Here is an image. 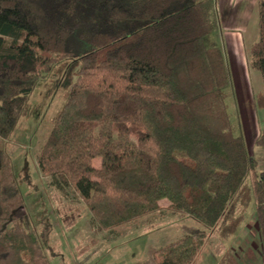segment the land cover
I'll list each match as a JSON object with an SVG mask.
<instances>
[{
  "label": "trees",
  "instance_id": "1",
  "mask_svg": "<svg viewBox=\"0 0 264 264\" xmlns=\"http://www.w3.org/2000/svg\"><path fill=\"white\" fill-rule=\"evenodd\" d=\"M213 0H0V138L29 109L57 59L75 80L38 157L39 171L70 186L104 231L159 209L212 229L251 193L264 260V169L233 133ZM250 68L264 88V0ZM57 56V59L53 57ZM254 104L264 112V90ZM255 144L264 149V125ZM98 160V166L94 163ZM23 196L0 149V264H49V227L24 229ZM157 248L154 264H195L207 235L191 226Z\"/></svg>",
  "mask_w": 264,
  "mask_h": 264
},
{
  "label": "rangeland",
  "instance_id": "2",
  "mask_svg": "<svg viewBox=\"0 0 264 264\" xmlns=\"http://www.w3.org/2000/svg\"><path fill=\"white\" fill-rule=\"evenodd\" d=\"M213 2L216 13L222 11L223 21L217 23V30L207 36L205 42H215L224 55L230 78L224 89L229 120L233 133L242 139L247 155L257 162L256 169L260 172L264 169V149L257 146L255 140L264 125V112L255 106L254 99L263 92V84L261 75L249 66V45L257 40V28L254 25L249 33L245 31L242 47L238 39L241 36H224V29L231 25L226 18L229 13L238 15L245 2ZM233 43L239 47L232 48ZM72 67L70 61L57 59L52 71L37 82L27 114L19 120L9 138H0V149L8 154L23 196L24 229L38 238L45 223L50 226L44 247L49 264H152V252L180 239L182 226L206 232V241L195 264H264L251 193V174L245 178L236 199L238 211L227 222L212 229L172 212L163 200L157 211L104 231L92 221L85 203L70 186L39 171L38 154L75 80ZM94 164L98 166V160Z\"/></svg>",
  "mask_w": 264,
  "mask_h": 264
},
{
  "label": "crops",
  "instance_id": "3",
  "mask_svg": "<svg viewBox=\"0 0 264 264\" xmlns=\"http://www.w3.org/2000/svg\"><path fill=\"white\" fill-rule=\"evenodd\" d=\"M242 1L245 2L246 5H244V7L241 9L240 13L238 15H236L235 13L231 12V13H229V16L226 17L231 25L225 26L224 36H241V38H238V39H239V41L241 40V44L243 47V43L245 41H244L242 36H246V33L247 32L249 33L250 32L249 30H251V28H253L254 25H255L254 27L257 28L256 22H258V0H255V1H253V0H242ZM217 14H218V12H217ZM221 21H223V13L220 10L219 14H218V23L220 24ZM245 31H246V33H245ZM257 35H258V29H257ZM226 40L229 41L228 39H226ZM235 40H236V38H235ZM251 45H249V50H250ZM236 47L238 48L239 45L236 46L233 43L232 48H236ZM263 90H264V88H263ZM151 259H152V255H151ZM151 263L154 264L153 259H152Z\"/></svg>",
  "mask_w": 264,
  "mask_h": 264
}]
</instances>
